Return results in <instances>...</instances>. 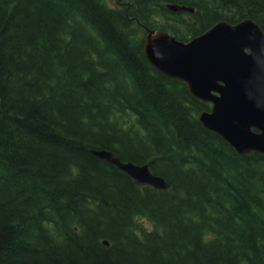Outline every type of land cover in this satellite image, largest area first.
Masks as SVG:
<instances>
[{"label":"trees","instance_id":"trees-1","mask_svg":"<svg viewBox=\"0 0 264 264\" xmlns=\"http://www.w3.org/2000/svg\"><path fill=\"white\" fill-rule=\"evenodd\" d=\"M112 2L0 0V264H264V155L205 128L209 105L144 53L149 30L264 32V0Z\"/></svg>","mask_w":264,"mask_h":264},{"label":"water","instance_id":"water-1","mask_svg":"<svg viewBox=\"0 0 264 264\" xmlns=\"http://www.w3.org/2000/svg\"><path fill=\"white\" fill-rule=\"evenodd\" d=\"M167 9L195 11L179 4H167ZM144 53L156 70L185 83L193 97L212 104L210 111L199 115L205 128L240 154L264 155V32L254 21L246 18L232 24L222 20L188 41L149 30ZM92 154L124 172L137 187L170 188L147 164L123 162L107 150Z\"/></svg>","mask_w":264,"mask_h":264},{"label":"rangeland","instance_id":"rangeland-1","mask_svg":"<svg viewBox=\"0 0 264 264\" xmlns=\"http://www.w3.org/2000/svg\"><path fill=\"white\" fill-rule=\"evenodd\" d=\"M106 1H107V3H109V4L113 5V2H112V0H106Z\"/></svg>","mask_w":264,"mask_h":264},{"label":"flooded vegetation","instance_id":"flooded-vegetation-1","mask_svg":"<svg viewBox=\"0 0 264 264\" xmlns=\"http://www.w3.org/2000/svg\"><path fill=\"white\" fill-rule=\"evenodd\" d=\"M211 106V105H210Z\"/></svg>","mask_w":264,"mask_h":264}]
</instances>
